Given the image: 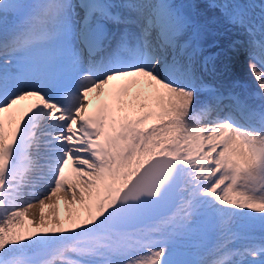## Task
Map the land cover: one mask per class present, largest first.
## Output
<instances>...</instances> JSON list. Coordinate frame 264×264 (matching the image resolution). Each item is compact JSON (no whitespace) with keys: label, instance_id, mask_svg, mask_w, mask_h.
<instances>
[{"label":"snow or ice","instance_id":"1","mask_svg":"<svg viewBox=\"0 0 264 264\" xmlns=\"http://www.w3.org/2000/svg\"><path fill=\"white\" fill-rule=\"evenodd\" d=\"M204 7L0 0V264H264V0Z\"/></svg>","mask_w":264,"mask_h":264},{"label":"bare ground","instance_id":"2","mask_svg":"<svg viewBox=\"0 0 264 264\" xmlns=\"http://www.w3.org/2000/svg\"><path fill=\"white\" fill-rule=\"evenodd\" d=\"M178 1L179 0H176V2H178ZM199 1H201V0H199ZM203 11H205V10H203ZM217 28H218L219 32L223 33V35L228 38V40H231L234 37V34H233L234 32L228 28L227 24L221 22L219 25H217ZM217 38H218V40H220L219 39L220 34L217 36ZM220 42L222 43L221 40H220ZM222 44H224V43H222ZM216 49H217V51L220 50V48H216ZM231 56H232L231 60L228 61V64H229L228 70L225 73L226 78L229 82L231 79L235 78L236 75H238L237 71L243 70L245 72L251 73V71L249 70V67H248V61L243 54H242V56H239L237 54L236 55L231 54ZM223 62H224V58L221 57L220 60H218V62H217L218 67L222 66ZM258 67H259V65H258ZM262 70H264V69H262ZM237 78H238V76H237ZM62 195H63L62 193H58L56 196V199L53 200L50 205L45 206L43 211H44L46 216H48L49 213L55 212L57 210V208H59L62 218H65V219L67 218V216L69 214V207L70 206L62 198ZM39 212H40V209H39V207H37L35 210L37 218L39 216ZM28 218H29V220L32 218L31 214L29 215Z\"/></svg>","mask_w":264,"mask_h":264},{"label":"rangeland","instance_id":"3","mask_svg":"<svg viewBox=\"0 0 264 264\" xmlns=\"http://www.w3.org/2000/svg\"><path fill=\"white\" fill-rule=\"evenodd\" d=\"M184 1H186V0H184ZM205 11H207V10H205ZM209 14H213V13H209ZM228 28L229 29H231L234 33L233 34H235V31L232 29V27H230L229 25H228ZM234 55H236V54H234ZM237 55H239V56H242V54H237ZM237 73H239V74H242V75H245V76H247L248 78H251V79H255L254 78V76H253V74L252 73H250V72H245V71H237ZM251 75V76H250ZM56 199V197H54L53 198V200H55ZM29 219V218H28Z\"/></svg>","mask_w":264,"mask_h":264}]
</instances>
